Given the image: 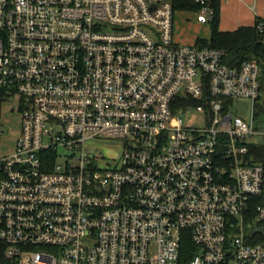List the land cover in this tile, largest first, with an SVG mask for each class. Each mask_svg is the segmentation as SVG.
<instances>
[{"label":"built area","instance_id":"1","mask_svg":"<svg viewBox=\"0 0 264 264\" xmlns=\"http://www.w3.org/2000/svg\"><path fill=\"white\" fill-rule=\"evenodd\" d=\"M189 1L213 19L215 0ZM174 12L0 0V99L18 94L21 111L0 157V264H264V206L247 217L264 182L247 140L260 67L177 42ZM190 108L203 126L183 124Z\"/></svg>","mask_w":264,"mask_h":264},{"label":"rangeland","instance_id":"2","mask_svg":"<svg viewBox=\"0 0 264 264\" xmlns=\"http://www.w3.org/2000/svg\"><path fill=\"white\" fill-rule=\"evenodd\" d=\"M253 0H227V3L222 0L220 7V25L225 26L223 28H232L234 22L237 20H244L253 22L255 14H263L264 0H258L253 6ZM252 4V5H251ZM247 5L253 6V11H250ZM197 12H190L185 10H175L174 12V39L182 44H187L184 41L191 39L196 35H203L207 37L209 34L208 22H201L197 18ZM236 25V24H235ZM180 37V38H179ZM192 44V43H190ZM20 96L18 94H12L5 99H0V157L9 155L13 152L15 141L20 131L21 124V111L19 110ZM234 115L241 116L246 121H250V100L245 98H237L233 104ZM176 114V111H175ZM254 116L253 127L257 133L249 135L247 138L251 142H260L264 132V113ZM263 117V118H262ZM183 124L186 126H203L205 123L204 115L202 112L197 111L194 108H190L184 111L182 116ZM1 130L3 132H1ZM100 142L113 144L111 146H118L122 143L118 140H102ZM100 144L102 147H111ZM58 162L63 161V157L57 158Z\"/></svg>","mask_w":264,"mask_h":264},{"label":"trees","instance_id":"3","mask_svg":"<svg viewBox=\"0 0 264 264\" xmlns=\"http://www.w3.org/2000/svg\"><path fill=\"white\" fill-rule=\"evenodd\" d=\"M173 9L185 11H197L198 7L189 0H172ZM214 17L208 23L210 34L208 38H198L193 44L200 47H212L223 49L226 52V62L232 66H239L245 61H254L260 67L259 85L260 96L257 101L256 114L264 113V32L257 29L258 21L256 16L254 23L248 26H239L233 30H221L219 28V0L212 4ZM174 27V24H173ZM5 95V92H0ZM249 151L254 160L264 168V136L260 142H250ZM257 206H264V182L260 195L251 197L247 217H253ZM185 247H190L186 243Z\"/></svg>","mask_w":264,"mask_h":264},{"label":"crops","instance_id":"4","mask_svg":"<svg viewBox=\"0 0 264 264\" xmlns=\"http://www.w3.org/2000/svg\"><path fill=\"white\" fill-rule=\"evenodd\" d=\"M239 1H244V0H239ZM224 2H226L227 3V0H224ZM258 2V0H253V2H252V4H253V6L256 4ZM221 3H222V0H219V6L221 7ZM251 4V5H252ZM251 5H247L248 6V8L250 9V11H253L252 9H253V6L250 8V6ZM263 11H264V9H263ZM188 12V11H187ZM191 12V11H190ZM192 12H195V11H192ZM196 13V12H195ZM257 15H259V16H261V15H264V12H263V14H255V16H254V20H255V18H256V16ZM254 23V21L253 22H248L247 20L246 21H244V20H242V19H240V20H237V22H234V24H233V26H232V28H230V29H225V28H223V27H225V26H221L220 25V21H219V28L221 29V30H233V29H235V28H237V27H239V26H248V25H252ZM236 24V25H235ZM209 34H210V29H209ZM209 34L207 35V37H204L203 35H196V36H194L193 38H191V39H187L186 41H184L185 43H187V44H190V43H194L195 42V40L196 39H198V38H208L209 37ZM180 38V37H179Z\"/></svg>","mask_w":264,"mask_h":264},{"label":"flooded vegetation","instance_id":"5","mask_svg":"<svg viewBox=\"0 0 264 264\" xmlns=\"http://www.w3.org/2000/svg\"><path fill=\"white\" fill-rule=\"evenodd\" d=\"M0 128H1V124H0ZM1 132H3V131L1 130Z\"/></svg>","mask_w":264,"mask_h":264}]
</instances>
